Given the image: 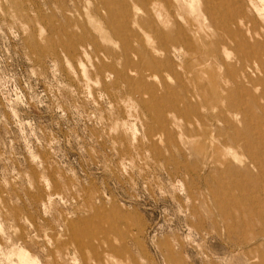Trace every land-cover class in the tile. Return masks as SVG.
<instances>
[{"label": "rangeland", "instance_id": "374dc122", "mask_svg": "<svg viewBox=\"0 0 264 264\" xmlns=\"http://www.w3.org/2000/svg\"><path fill=\"white\" fill-rule=\"evenodd\" d=\"M0 264H264V0H0Z\"/></svg>", "mask_w": 264, "mask_h": 264}, {"label": "bare ground", "instance_id": "6f19581e", "mask_svg": "<svg viewBox=\"0 0 264 264\" xmlns=\"http://www.w3.org/2000/svg\"><path fill=\"white\" fill-rule=\"evenodd\" d=\"M169 6V5H168ZM170 9V8H169ZM169 9H168V11H169ZM168 16V15H167ZM167 18V17H166ZM140 93V92H139ZM152 98V97H151ZM259 102V101H258ZM257 103V102H256ZM211 129V128H210ZM162 141V140H161ZM261 143V142H260ZM262 158V157H261Z\"/></svg>", "mask_w": 264, "mask_h": 264}]
</instances>
